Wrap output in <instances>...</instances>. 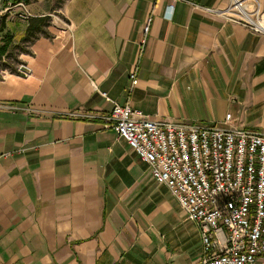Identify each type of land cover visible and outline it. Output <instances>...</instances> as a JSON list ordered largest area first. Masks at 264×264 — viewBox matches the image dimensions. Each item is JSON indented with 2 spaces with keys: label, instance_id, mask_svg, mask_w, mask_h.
<instances>
[{
  "label": "crops",
  "instance_id": "obj_1",
  "mask_svg": "<svg viewBox=\"0 0 264 264\" xmlns=\"http://www.w3.org/2000/svg\"><path fill=\"white\" fill-rule=\"evenodd\" d=\"M13 1L31 17L0 20V264H201L168 186L102 119L75 114H109L105 92L150 119L231 114L264 133V33L233 18L234 0Z\"/></svg>",
  "mask_w": 264,
  "mask_h": 264
},
{
  "label": "built area",
  "instance_id": "obj_2",
  "mask_svg": "<svg viewBox=\"0 0 264 264\" xmlns=\"http://www.w3.org/2000/svg\"><path fill=\"white\" fill-rule=\"evenodd\" d=\"M235 20L264 33V13L248 15L234 0ZM239 16V17H236ZM24 1L0 0V20L27 21ZM248 19V21H247ZM150 30L144 27L142 48ZM137 76L131 73V87ZM111 101L100 118L148 163L154 179L168 186L184 212L197 223L202 238L201 264H264V133L230 124H191L155 120L130 105Z\"/></svg>",
  "mask_w": 264,
  "mask_h": 264
},
{
  "label": "water",
  "instance_id": "obj_3",
  "mask_svg": "<svg viewBox=\"0 0 264 264\" xmlns=\"http://www.w3.org/2000/svg\"><path fill=\"white\" fill-rule=\"evenodd\" d=\"M21 70H23V71H27V69H26V68H24V66H22Z\"/></svg>",
  "mask_w": 264,
  "mask_h": 264
}]
</instances>
